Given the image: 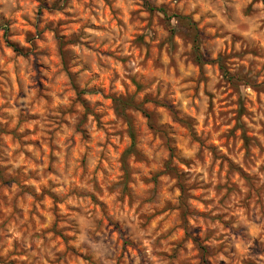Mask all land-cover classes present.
<instances>
[{
  "label": "clouds",
  "instance_id": "clouds-1",
  "mask_svg": "<svg viewBox=\"0 0 264 264\" xmlns=\"http://www.w3.org/2000/svg\"><path fill=\"white\" fill-rule=\"evenodd\" d=\"M0 264H264V0H0Z\"/></svg>",
  "mask_w": 264,
  "mask_h": 264
}]
</instances>
